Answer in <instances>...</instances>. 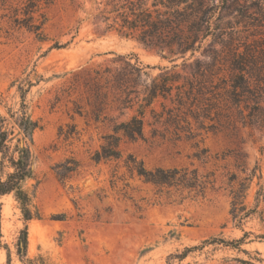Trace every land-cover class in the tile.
<instances>
[{"label":"rangeland","instance_id":"1","mask_svg":"<svg viewBox=\"0 0 264 264\" xmlns=\"http://www.w3.org/2000/svg\"><path fill=\"white\" fill-rule=\"evenodd\" d=\"M236 1L228 4L241 20V9L250 0ZM94 13L95 0H0V127L22 137L14 117L23 110L39 124L30 144L34 176L25 183L30 208L39 218L26 223V258L33 264H166L170 253L205 238L232 240L246 231L251 234L241 250L208 246L173 264H264V122L245 124L241 113L251 110L264 118V97L255 107L253 102L237 106L212 85L195 89L191 103L183 94L186 102L179 105L173 89L153 103L155 113L146 112L144 139L122 138L119 159L96 163L91 157L103 136L134 110L118 109L109 95L96 114L80 72L125 55L149 65L151 76L167 67L180 74V83L201 79L207 87L193 59L208 60L205 54L213 45L209 37L193 58H169L166 52L104 32ZM26 25L37 26L38 35ZM237 28L240 36L248 35L241 24ZM20 87L26 89L23 110ZM129 154L148 169L197 168L199 174H210L214 186L208 185L203 196L159 191L127 169ZM67 158L79 165L62 183L53 166ZM250 173L244 203L247 208L257 205L260 213L238 227L229 214L231 190ZM0 202L1 241L9 264H26L16 250L25 224L19 205L11 194ZM6 248L0 249V264H8Z\"/></svg>","mask_w":264,"mask_h":264},{"label":"trees","instance_id":"2","mask_svg":"<svg viewBox=\"0 0 264 264\" xmlns=\"http://www.w3.org/2000/svg\"><path fill=\"white\" fill-rule=\"evenodd\" d=\"M219 2L218 0H95L93 18L102 26L104 32L133 39L148 49L166 52L169 58H184L187 54L190 55L189 58H193L195 52L209 37L213 48L211 52L205 54L208 60L202 62L197 57L193 59L194 64H199L201 67L199 76L206 79L209 84L207 87L201 79L196 84L189 79L180 83V74L167 67H160V72L151 76L148 71L151 67L132 56L118 55L108 64H98L96 67L83 69L80 74L84 76L83 84L90 92L92 101L89 103L95 106L96 114L107 103L109 95L112 96V101L116 102L118 109L133 108L134 110L128 119L115 123L111 132L103 136V143L91 157L94 162L119 159L121 157L119 144L122 138L128 141L144 139L143 123L146 112L155 113L153 103L160 97L167 98L173 89L177 90L179 105L186 102L182 97L183 94L191 103L195 98V89L201 91L203 88H210L209 86L212 88V85L226 94L237 106L243 102L244 107L247 108L248 103L253 102L251 107H255L254 105H258L263 99L264 0H250V3L242 7V11L240 10L241 20L233 14L234 8L231 3L228 4V0H219ZM239 24L242 26L241 29L249 32L247 36H240L242 30H238ZM25 27L38 35L37 26ZM55 45L56 48L63 47ZM185 83L188 85L187 88ZM19 89L23 110L26 89L22 87ZM243 110H241L243 123L264 122V118H257L258 114L251 110L244 114ZM14 123L22 134L20 138H15L11 130L0 127V198L11 194L17 201L25 223L18 236L17 254L26 264H33L31 259L26 258V223L39 216L30 208L31 196L25 188V183L34 176L30 144L33 132L39 124L25 110L21 115L14 117ZM197 157L201 158V156ZM78 165L75 159L67 158L55 164L53 171L64 183ZM125 166L143 183L150 184L159 191L165 190L167 193L187 191L194 192L196 196H203L207 186L210 185L212 188L215 182L210 178V174H199L197 168L188 166H158L148 169L142 160H137L132 154L126 157ZM5 167L9 169L7 172H4ZM252 177V173L248 174L231 190L229 214L238 227L244 219L258 211L257 205L247 208L244 203ZM260 195L257 191V203ZM1 205L0 202V249L6 248L1 241ZM249 234L251 233L243 231L241 237L232 240L210 236L197 244L184 247L178 253H170L166 264H173L174 260L182 261L191 253L201 252L208 246L220 245L241 250L240 246ZM6 250L9 264L10 255L7 248Z\"/></svg>","mask_w":264,"mask_h":264}]
</instances>
